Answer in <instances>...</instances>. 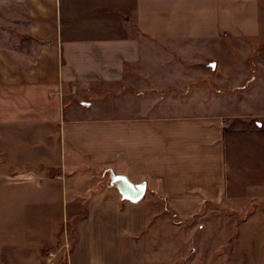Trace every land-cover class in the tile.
<instances>
[{
	"label": "crops",
	"instance_id": "1",
	"mask_svg": "<svg viewBox=\"0 0 264 264\" xmlns=\"http://www.w3.org/2000/svg\"><path fill=\"white\" fill-rule=\"evenodd\" d=\"M10 2L7 18L28 42L14 57L0 44V129L59 132L48 163L59 172L46 190L69 211L65 264H155L156 197L180 218L216 207L232 171L231 129L247 119L227 123L213 105L156 99L168 91H264L251 68L239 74L218 58L262 35L260 0ZM64 91L99 98L80 107ZM120 92L128 99H104ZM104 173L143 184V197L122 199Z\"/></svg>",
	"mask_w": 264,
	"mask_h": 264
},
{
	"label": "rangeland",
	"instance_id": "2",
	"mask_svg": "<svg viewBox=\"0 0 264 264\" xmlns=\"http://www.w3.org/2000/svg\"><path fill=\"white\" fill-rule=\"evenodd\" d=\"M10 1L0 0V44L14 57L11 55L16 51H24L28 40L18 38L14 22L7 18L8 10L15 8ZM260 10L264 28V0H260ZM227 51L231 56H219V51H214V56L239 74H246L251 68V78L259 76L264 81V29L257 41L232 44ZM94 92L64 91V99L71 105L85 107L82 104L99 98ZM169 92L159 93L156 102L168 94L174 102L213 105L227 123L241 114H247V119L240 122L241 128L233 124L231 129L232 171L216 207L202 208L199 213L180 218L163 199L156 197L154 217L159 222L153 225L155 234L150 245L158 254L153 262L264 264V126H256L257 122L264 125V91ZM246 93V102L239 108L241 95ZM125 98L128 96L121 93L104 99L117 104ZM226 107L232 111H226ZM58 142L59 132L50 126L0 129V264H65V242L72 224L69 211L53 199L54 193L50 202L51 195L46 190L48 178L59 172L48 165L50 156H54L49 147L56 149ZM103 175L105 183L111 184L108 173ZM166 227L168 234L164 235L167 239L161 256L160 233Z\"/></svg>",
	"mask_w": 264,
	"mask_h": 264
},
{
	"label": "water",
	"instance_id": "3",
	"mask_svg": "<svg viewBox=\"0 0 264 264\" xmlns=\"http://www.w3.org/2000/svg\"><path fill=\"white\" fill-rule=\"evenodd\" d=\"M211 67L214 68V65L211 64ZM85 107H88L89 104H82ZM261 125L258 124V127ZM111 185H115L117 191L121 195L122 199H126L131 202H136L141 199L145 192V186L141 185H132L125 177L111 175Z\"/></svg>",
	"mask_w": 264,
	"mask_h": 264
}]
</instances>
